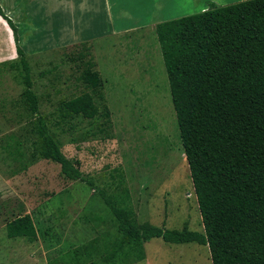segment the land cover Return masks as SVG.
I'll return each instance as SVG.
<instances>
[{
  "label": "rangeland",
  "instance_id": "374dc122",
  "mask_svg": "<svg viewBox=\"0 0 264 264\" xmlns=\"http://www.w3.org/2000/svg\"><path fill=\"white\" fill-rule=\"evenodd\" d=\"M166 1L170 20L243 0ZM54 3L3 7L18 21L39 113L53 139L109 195L128 190L137 224L203 232L154 26L56 46L68 38L50 30L59 26L51 23L61 8ZM88 63L101 78L95 91L81 79ZM25 88L12 31L0 16V264H103V245L117 234L114 216L94 189L40 156ZM85 92L98 113L63 119L59 101ZM23 215L31 217L35 237H7V222ZM143 248L144 259L130 264H212L208 246L196 242L154 237Z\"/></svg>",
  "mask_w": 264,
  "mask_h": 264
},
{
  "label": "trees",
  "instance_id": "16d2710c",
  "mask_svg": "<svg viewBox=\"0 0 264 264\" xmlns=\"http://www.w3.org/2000/svg\"><path fill=\"white\" fill-rule=\"evenodd\" d=\"M0 16L13 34L40 156L94 189L114 216L117 234L103 245V264L143 260V242L154 237L207 245L212 264H264V0L212 5L155 25L203 232L137 224L126 188L109 195L63 154L39 113L17 26L1 6ZM92 67L86 65L81 79L95 91L101 78ZM58 106L63 119L98 113L88 92ZM6 235L35 237L31 217L7 222Z\"/></svg>",
  "mask_w": 264,
  "mask_h": 264
},
{
  "label": "crops",
  "instance_id": "0c3cea01",
  "mask_svg": "<svg viewBox=\"0 0 264 264\" xmlns=\"http://www.w3.org/2000/svg\"><path fill=\"white\" fill-rule=\"evenodd\" d=\"M22 1L30 0H9V2L7 0L3 3L0 0V6L7 15V11L5 12L3 7L9 9V6H12L16 8L20 6ZM31 1L36 3L37 0ZM49 2L52 9L55 8L54 0H49ZM57 2L62 8V13L60 12L61 8L54 9L56 17L51 23H57L59 26L50 27V30H56L61 39L67 37L68 40L56 46H68L84 42L91 44L97 38L117 36L119 33L152 25L155 28V25L165 21L166 17H164L166 0H57ZM135 13H141L142 16L138 18ZM125 14L128 15L127 19L123 17ZM156 15L157 17H154ZM119 18L123 25L121 27L117 26ZM16 23L17 26L18 21ZM32 23V21H28L29 25ZM17 29L19 30L18 26ZM27 30L32 31L33 28ZM18 32L20 38L21 31Z\"/></svg>",
  "mask_w": 264,
  "mask_h": 264
}]
</instances>
